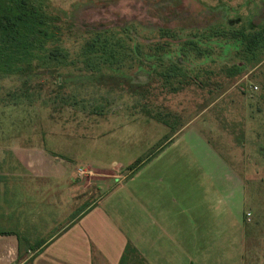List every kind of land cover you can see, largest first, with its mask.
Listing matches in <instances>:
<instances>
[{"label":"rangeland","instance_id":"obj_1","mask_svg":"<svg viewBox=\"0 0 264 264\" xmlns=\"http://www.w3.org/2000/svg\"><path fill=\"white\" fill-rule=\"evenodd\" d=\"M0 18V202L68 170L86 205L134 195L139 229L143 181L171 179L196 264H264V0H0ZM39 203L42 243L76 209Z\"/></svg>","mask_w":264,"mask_h":264},{"label":"crops","instance_id":"obj_2","mask_svg":"<svg viewBox=\"0 0 264 264\" xmlns=\"http://www.w3.org/2000/svg\"><path fill=\"white\" fill-rule=\"evenodd\" d=\"M67 172L65 176H58L62 184L54 191L39 194L37 190L42 186L39 188L33 179L29 181V190L14 192L0 202L6 206L0 211V264L197 263L194 243L197 216L172 195L178 186L175 180L167 179L160 185L143 181L138 229L131 220L125 219L122 207L134 195L109 191L86 205L84 191H79V183L70 179ZM107 179L110 178H102L99 184L104 185ZM56 192L61 201L71 204V213L75 209L76 213L62 228L38 243L31 228L34 221L28 219L38 213L39 202ZM179 198L190 201L184 195ZM89 212L91 218L86 219ZM44 248V254L40 255Z\"/></svg>","mask_w":264,"mask_h":264},{"label":"built area","instance_id":"obj_3","mask_svg":"<svg viewBox=\"0 0 264 264\" xmlns=\"http://www.w3.org/2000/svg\"><path fill=\"white\" fill-rule=\"evenodd\" d=\"M78 173H79V175H85V174L88 173V172H87V170L79 169V170H78Z\"/></svg>","mask_w":264,"mask_h":264},{"label":"trees","instance_id":"obj_4","mask_svg":"<svg viewBox=\"0 0 264 264\" xmlns=\"http://www.w3.org/2000/svg\"><path fill=\"white\" fill-rule=\"evenodd\" d=\"M0 20H1V18H0Z\"/></svg>","mask_w":264,"mask_h":264}]
</instances>
